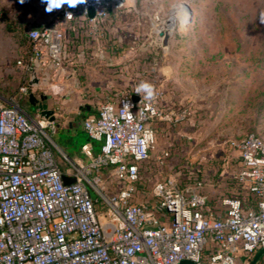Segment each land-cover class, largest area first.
<instances>
[{"label":"built area","instance_id":"2783aa9c","mask_svg":"<svg viewBox=\"0 0 264 264\" xmlns=\"http://www.w3.org/2000/svg\"><path fill=\"white\" fill-rule=\"evenodd\" d=\"M124 6L125 0H87L75 8L65 4L59 13L67 21L87 20L98 34ZM63 36L53 24L27 30L19 94L28 96L29 62L61 67ZM155 92L152 100L139 93L134 101L129 92L105 100L83 120L88 141L100 148L81 146L88 164L63 155L71 169L67 183L52 139L55 122L35 120L14 98L0 103V127L11 128L0 131V264H238L264 248V141L255 132L232 143L241 161L236 178L254 206L227 196L222 216L206 213L199 185L181 187L169 177L153 187L151 202L136 200L141 166L156 148V123L176 125L189 114L185 107L165 108L162 92ZM108 168L118 186L112 193L103 178Z\"/></svg>","mask_w":264,"mask_h":264},{"label":"rangeland","instance_id":"374dc122","mask_svg":"<svg viewBox=\"0 0 264 264\" xmlns=\"http://www.w3.org/2000/svg\"><path fill=\"white\" fill-rule=\"evenodd\" d=\"M132 1L125 0L93 34L100 47L117 52L115 59L106 56L94 63L130 65L140 84L149 82L162 92L161 103L198 113L205 128H214L195 147L186 144L175 151L157 144L141 166L138 185L151 197L164 177L181 187L202 186L217 176L223 162L237 160L232 143L253 132L246 123L264 112V0H135L134 6ZM40 4L0 0V96L24 107L28 96L19 94L24 76L18 61L29 47L26 21L37 17ZM60 28L64 66L73 59L65 47L67 32ZM227 112L236 113L229 125L213 127ZM110 180L107 191L116 192L118 186Z\"/></svg>","mask_w":264,"mask_h":264},{"label":"crops","instance_id":"0c3cea01","mask_svg":"<svg viewBox=\"0 0 264 264\" xmlns=\"http://www.w3.org/2000/svg\"><path fill=\"white\" fill-rule=\"evenodd\" d=\"M133 2L135 0L132 1V6L135 5ZM126 4L128 11L131 4L130 2ZM45 7L46 5L41 3L37 17H31L26 21L28 23L27 30L53 24L62 27L67 32L65 47L73 61L57 69H40L38 76L42 77L44 71L49 73V81L45 84L48 97L44 103L47 104L48 109L53 110V115L56 118V130L52 134V139L58 149L55 151L58 164L64 177L72 180V177L69 176L71 169L63 155L71 162L88 164L89 159L81 152V146L89 142L94 153L98 152L100 148L98 141H88L89 139L82 126L83 120L89 115L96 114L98 105L105 100H116L126 92L137 96V88L140 85L139 73L134 72L133 67L128 64L113 67L116 63H94L95 59L105 60L106 56V59H115L117 52L114 47H100L98 41H93L92 39L95 36L94 33H90L93 31L87 20L77 16L74 20L67 21L61 17L60 10L46 13L44 11ZM109 22L110 20H107V23ZM83 29H91V31L83 34ZM106 29L108 31V27ZM101 30L100 28L99 32ZM28 51L21 56V59L27 56ZM18 70H20V66H18ZM9 100L0 96V103H8ZM25 105L28 109L20 106L28 114L32 112L30 116L32 115L31 117L35 120L41 122L46 120L37 112H33L29 102ZM172 105V102L170 104L163 103V106L167 109H173ZM180 106L179 108H181ZM197 114H189L184 121L176 125L167 121H158L155 125L157 131L156 146L158 144L162 146V149L175 151L182 150L186 147V144L197 146L214 130V128H205V125L198 120ZM235 114L231 115V112H227V114H224L225 116L218 120L219 123L212 121L211 124L213 125L215 122L213 127H217L219 124L229 125ZM246 126H249V130L255 132L264 140V112L262 110H260L259 115L256 113L253 118H250ZM241 132L244 133L245 131L241 130ZM54 135L56 137L60 135L57 138L58 140ZM218 167L217 176L199 186L200 192L206 196L204 212L222 216L224 208L221 199L227 196H239L244 207L254 206V196L242 187L236 178L241 167L239 155L236 161H225ZM112 174L111 168L103 171V178L106 183L113 179ZM113 182L116 183L115 180H112ZM146 194L147 192L139 186V195L136 200L151 202L153 196H146ZM160 218L164 219L162 216ZM260 258L264 263V255ZM242 262L241 259L239 264Z\"/></svg>","mask_w":264,"mask_h":264},{"label":"water","instance_id":"95a60500","mask_svg":"<svg viewBox=\"0 0 264 264\" xmlns=\"http://www.w3.org/2000/svg\"><path fill=\"white\" fill-rule=\"evenodd\" d=\"M89 17L94 15L93 9L88 10ZM32 69L28 73L27 87H28V102L33 109V112H37L41 117L49 119V121L56 122V118L53 115V110L48 109L47 104L44 103L45 99L48 97L46 94L45 84L48 83L49 73L44 71L42 77L38 76L40 65L37 60L34 61ZM53 66H49L48 69H53ZM134 101L138 100V96H132ZM32 112L29 113V115ZM32 116V115H31ZM64 183H67L72 180H68L66 177H63ZM264 255V248L259 249L254 256L252 257L249 264H256L260 257ZM181 264H194L191 261L184 260Z\"/></svg>","mask_w":264,"mask_h":264},{"label":"clouds","instance_id":"9594fccd","mask_svg":"<svg viewBox=\"0 0 264 264\" xmlns=\"http://www.w3.org/2000/svg\"><path fill=\"white\" fill-rule=\"evenodd\" d=\"M21 4L25 3V0H19ZM87 0H41L42 4L46 7L44 11L46 13H52L55 10H60L67 4L70 8H75L78 4H85ZM261 23H264V16L261 17ZM137 93H143V99L152 100L155 98L156 92L154 86L149 82H142L137 88ZM127 109H131L132 105L129 102L125 103ZM0 131L11 132L10 127H0Z\"/></svg>","mask_w":264,"mask_h":264},{"label":"trees","instance_id":"16d2710c","mask_svg":"<svg viewBox=\"0 0 264 264\" xmlns=\"http://www.w3.org/2000/svg\"><path fill=\"white\" fill-rule=\"evenodd\" d=\"M29 64H30L31 66L33 65L32 62H29ZM27 103H28V102H27ZM250 261H251V260H250ZM256 264H263L261 258H259V260L256 262Z\"/></svg>","mask_w":264,"mask_h":264}]
</instances>
